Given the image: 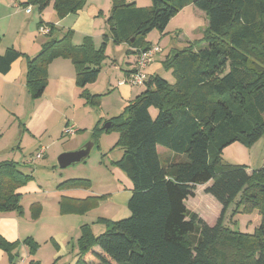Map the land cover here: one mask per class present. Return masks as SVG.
Returning <instances> with one entry per match:
<instances>
[{"label": "trees", "instance_id": "16d2710c", "mask_svg": "<svg viewBox=\"0 0 264 264\" xmlns=\"http://www.w3.org/2000/svg\"><path fill=\"white\" fill-rule=\"evenodd\" d=\"M85 3L25 0L22 5H37L39 12L52 5L56 15L64 18ZM189 4L208 16L201 40L207 44L198 50L190 44L169 55L166 66L173 81L151 75L146 89L103 127L123 132L125 151L115 164L133 185L127 205L131 214L104 220L107 228L98 235L83 230L74 264H264V167L249 172L243 164L221 163L226 146L239 141L251 147L264 136V0H152L146 7L112 0L104 39L127 43L138 51L149 47L145 36L154 29L164 32ZM49 26L51 34L54 25ZM72 33L52 38L28 59L27 87L34 99L43 95L48 66L57 57L73 61L80 90L98 77L107 42L96 47L91 37H85L82 44L74 45ZM21 55L15 48L0 54V72L6 73ZM81 95L87 103H100V94L83 91ZM152 108L157 110L155 116ZM159 146L177 159L163 161ZM18 164L0 160V211H21L19 189L33 176ZM208 183L205 193L222 206L214 224L187 204L189 197L196 196V187ZM89 184L88 179H73L59 188L89 189ZM104 197L92 196L79 205L64 197L61 210L84 212ZM231 206L233 214L240 208L246 213L259 211L261 222L254 232L227 224ZM32 211L36 218L38 202ZM25 241L33 254L39 244L32 238ZM14 245L0 234V248L11 252Z\"/></svg>", "mask_w": 264, "mask_h": 264}, {"label": "crops", "instance_id": "0c3cea01", "mask_svg": "<svg viewBox=\"0 0 264 264\" xmlns=\"http://www.w3.org/2000/svg\"><path fill=\"white\" fill-rule=\"evenodd\" d=\"M24 1L0 0V32L2 34L0 54H4L8 48H15L22 52V55L12 62L6 73L0 72V160L8 159L16 162H19L29 151L37 155L44 150L42 157L48 156L50 148L52 150L55 143L53 136L56 135V139L68 126L80 131L79 125L83 124L85 121L83 119L87 118L82 114L80 118L78 117L79 113L87 111V106L82 99L81 90L77 87V71L73 61L65 56L53 59L48 66V83L45 91L41 97L34 99L27 87L28 59L38 54L46 42L52 38H60L71 30L74 45H80L85 37H91L95 46L98 47V40L102 39L107 31L106 19L110 15L112 6V0L111 5L110 0L104 1V5L101 0H86L82 9L64 18H59L52 8L49 11L51 18L47 21L41 16L42 12L39 18L31 19V23L36 22L37 30L29 25L31 29L29 32L19 18L20 6ZM133 1L136 2V0ZM140 4L150 6L151 3L150 0H141ZM29 6H31V12L25 10L31 14L33 5ZM41 21L48 27L51 23L54 25L51 34L36 35V31L38 32V29L40 31L42 26ZM122 45L126 53L124 58L126 69L124 70L127 78L136 66L139 52L136 47H131L127 43ZM158 56L159 53L152 58L147 68L149 77L161 72L160 66L156 67L154 60ZM125 80H119L118 86L121 88L122 96L130 100L135 91H133V85L121 83ZM81 137V134L77 135L72 147L63 150L74 151L81 148L85 142ZM67 147L64 146V148ZM159 151L165 162L177 159L172 152L161 146ZM248 170L250 172V169ZM115 172L120 174L118 177L126 183L124 190H118L117 200L128 205L132 194V182L121 169L116 168ZM26 190L20 189L21 211H0V234L8 241L15 243L11 252L0 248V264H20L21 258L33 264H74L80 251L79 239L83 230L88 231L89 234L98 235L107 228L105 222L97 227H95L96 222L90 224L85 222L82 212L61 210L60 201L64 197L73 201L71 204L79 205L81 201L89 197L98 196L91 195L90 188H58L56 192L49 194L35 191L36 194L28 199H25ZM104 196L105 202L113 199L114 194L107 193ZM37 202L40 204V213L34 218L32 205ZM190 203L194 211H199L200 215L203 214L197 203L194 201ZM201 216L210 224H214L218 218L217 216L215 220L209 221L203 215ZM104 220L113 219L100 217L99 222ZM28 238H32L39 244L33 254L30 252L28 242L25 241ZM95 250L101 251L99 247H95Z\"/></svg>", "mask_w": 264, "mask_h": 264}, {"label": "rangeland", "instance_id": "374dc122", "mask_svg": "<svg viewBox=\"0 0 264 264\" xmlns=\"http://www.w3.org/2000/svg\"><path fill=\"white\" fill-rule=\"evenodd\" d=\"M101 1L102 5H104V1L106 0ZM132 1L133 0L129 2ZM140 1L141 0H136V5L147 6L146 4H140ZM150 3V5H152V0H150ZM52 8V5H47L42 10L41 15L38 6L33 5V11L30 14L26 12L25 6L21 5V11L19 13L20 21L25 29H29L30 25L37 30V26L35 25L36 22L31 23V19L39 18L41 15L47 21L51 18L49 11H51ZM208 25L209 19L206 12L197 8L194 4H189L170 20L164 32L154 29L145 36L146 42L149 44L153 43L161 48L159 56L154 59L155 65H157L156 67L160 66V75L169 81H173L174 77L172 71L166 66L168 56L176 50L183 49L190 44H194L193 47L196 50L204 48L207 43L201 40L206 36ZM30 30L31 29H29V32ZM105 33H109L108 28ZM43 34L44 33L39 31V29L38 32L36 31L37 36H43ZM55 36L58 37L57 34H55ZM103 38L98 40V47H100L104 41L107 42L105 50L107 57L102 62V69L98 77L86 85L85 90L81 89V93L85 91L91 94H100L101 100L99 105L87 103L85 97L82 96V99H84L86 103L85 106H87V111L84 112L86 113L85 115L84 113H79L78 117L80 118V114H82L87 118L83 119L85 120L84 123L79 125L81 130L76 131L72 135H65L63 133L64 128L62 134H59L56 139V135L53 136L55 143H53L54 146L52 150L50 148V154L48 156L37 159L36 154L29 151L30 153L28 152L26 156H23L18 162L19 169L22 172L33 176L32 181H30L27 187L26 185L21 187L23 190L27 189L25 199L36 194L34 193L35 191L45 194L56 192L59 187H62L65 183L73 179H88V181H90L91 195L104 196L107 195V193L114 194L113 199L104 202L103 198L97 206L81 213V215H84L83 218H85V222L89 224L91 222H96L95 227L104 223V221L99 222L100 217L118 220L126 218L131 214L127 203H122L117 200L118 190H124L126 187V183L118 177L120 174L115 172V169L118 168L115 161L119 160L125 151L124 143L121 141L123 132L121 129L117 128L106 131L103 127L112 117L122 113L126 109L125 107L129 101L134 99L138 93L146 89V85H133V91H135L133 97L127 100L122 96L118 81L126 79L124 70L126 69V63L124 61L126 54L125 47L122 44L114 43L111 38L106 40ZM152 113L155 116L157 110L152 108ZM100 128L102 130H100ZM80 134L82 135L81 139L85 141L82 146L88 143L93 144L89 157L79 164L64 168L61 167L58 161L59 155L62 152L70 151H65L63 149L72 147L76 136ZM65 145L68 147L64 148ZM221 157L222 164L225 162L243 164L248 166L251 172L255 169L262 168L264 167V136L251 147L236 141L224 148ZM209 184L210 183L198 185L196 187V196L189 197L187 204L190 209L194 210L190 202L194 201L197 203L203 213L201 215L211 221L219 216L222 206L213 195L205 193V188ZM230 208L231 210L227 212L226 220L227 224L231 225L234 229L252 233L255 227L259 226L261 215L258 210L246 213L241 211L242 208H240L239 212L233 214V206ZM64 222L68 223V221Z\"/></svg>", "mask_w": 264, "mask_h": 264}, {"label": "built area", "instance_id": "2783aa9c", "mask_svg": "<svg viewBox=\"0 0 264 264\" xmlns=\"http://www.w3.org/2000/svg\"><path fill=\"white\" fill-rule=\"evenodd\" d=\"M27 12H31V6L26 7ZM40 31L44 34H48L50 28L46 25L40 26ZM139 55L137 58L136 66L134 70L127 76L126 80L121 83H129L131 85H144L148 80L149 76L147 73V68L151 63L153 56L161 52V48L158 45H150L144 49H140ZM76 132L75 127L68 126L64 129L65 135H72ZM44 153V150H41L37 155L36 158L40 159ZM21 264H31L25 258H21Z\"/></svg>", "mask_w": 264, "mask_h": 264}, {"label": "water", "instance_id": "95a60500", "mask_svg": "<svg viewBox=\"0 0 264 264\" xmlns=\"http://www.w3.org/2000/svg\"><path fill=\"white\" fill-rule=\"evenodd\" d=\"M105 127L107 128L108 125L106 124ZM92 147L93 144L88 143L77 150L62 153L58 157L60 166L64 168L84 162L89 157Z\"/></svg>", "mask_w": 264, "mask_h": 264}]
</instances>
